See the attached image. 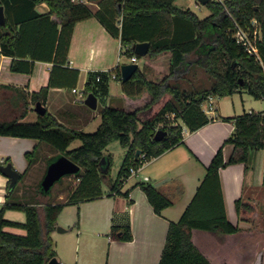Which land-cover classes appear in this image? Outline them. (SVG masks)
Wrapping results in <instances>:
<instances>
[{
    "label": "trees",
    "instance_id": "16d2710c",
    "mask_svg": "<svg viewBox=\"0 0 264 264\" xmlns=\"http://www.w3.org/2000/svg\"><path fill=\"white\" fill-rule=\"evenodd\" d=\"M89 1L96 3L95 11L87 3L76 0H0L5 15V24H0V51L10 57L9 70L31 74L35 61L52 63L47 83L30 93L33 104L39 101L45 106L48 89L59 85L58 70H67L63 66L74 25L91 17L120 40L127 56L141 58L132 50L134 44L141 42L149 43L146 59L167 55L168 72L159 79H152L147 76L144 65L127 81L121 82L123 63L117 65L111 73L119 80L123 96L132 101L120 107L100 108V122L91 133L66 127L47 110L37 115L34 122L0 121V135L39 141L32 152L25 154L29 165L39 158L40 144L45 143L80 166L67 188L64 203L13 200L24 174L20 175L0 208V264H47L56 258L51 234L63 208L103 195L127 196L128 192H121L119 187L131 175V168L137 170L151 158L183 144L182 124L195 131L211 120L202 108L209 96L224 97L244 89L255 99L264 101V0H209L205 6L210 14L204 18L189 9L178 8L175 0ZM40 3L48 6L46 14L35 11ZM254 27L260 35L256 42L259 59L249 54L234 37L237 28L251 32ZM197 68L206 74L209 84L185 89L182 80ZM70 71L72 89L77 71ZM89 93L95 95L90 81L82 89L83 96ZM25 115L23 110L20 117ZM171 115L174 121L180 120L182 124L168 120ZM223 119L234 126L224 140V144L233 145L232 153L228 160L223 158L222 147L214 154L181 217L169 223L158 264H211L193 244L191 231L199 229L224 234L239 231L226 216L219 169L235 163H243L246 172L252 169V153L264 148V110ZM157 130L164 134L155 139ZM76 140L80 145L69 148ZM112 141L126 147L114 179L109 177L111 159L104 154ZM136 150L141 151L137 158ZM103 181L109 186L106 192L102 189ZM138 185L155 213L159 214L172 204L152 184ZM241 208L249 209L239 198L235 201L237 214ZM8 209L23 211L25 221L6 219L4 212ZM9 227L25 233L9 232L6 230ZM108 235L116 240L132 239L129 225H113Z\"/></svg>",
    "mask_w": 264,
    "mask_h": 264
},
{
    "label": "crops",
    "instance_id": "0c3cea01",
    "mask_svg": "<svg viewBox=\"0 0 264 264\" xmlns=\"http://www.w3.org/2000/svg\"><path fill=\"white\" fill-rule=\"evenodd\" d=\"M181 1H185L186 5L179 6ZM87 4L93 11L96 10V3ZM190 4H193L194 8L202 5L199 0H175L178 8L194 12ZM34 9L38 14H46L49 11L45 3L36 5ZM209 14L210 12L205 17ZM123 51L120 40L112 37L96 18L78 21L73 27L66 63L63 66L67 70H58L59 85L48 89L44 106L46 110L66 127L83 130L90 122L95 123L97 128L100 122V108L109 106L108 104L113 101L116 107L122 103H130L132 100L123 96L121 92L119 80L111 77V70L117 65L130 63V57ZM140 59L141 66L137 63ZM136 63L139 68L145 65L146 74L152 79H159L168 72L167 55L153 60H148L144 56L138 58ZM9 64L10 57L0 51V121L16 119L19 122H34L38 114L33 109L30 93L47 83L52 63L35 61L31 74L11 72ZM70 69L77 71L75 88L81 91L85 83L90 81L97 99L95 109L86 106L84 98L71 91L69 84L73 74ZM97 76L99 80H96ZM186 82L187 86H183L185 89L196 88L202 83V81L197 83L195 79H187ZM68 92L76 95L74 103L68 101ZM99 99L102 100V105L98 108ZM252 99L244 89L224 97L209 96L202 104V108L211 120L195 131H190L177 120L176 122L183 125V144L151 158L135 173H131L119 187L121 192H128L127 196L103 195L99 199L77 204L79 211L74 223L73 243L67 234H63L68 229L64 232H58L56 229L53 231L51 236L55 243L56 259L63 264H158L169 223L176 222L181 217L202 181L212 157L220 147L224 160H228L232 153L233 145L224 144V140L233 132L234 126L232 122L223 118L264 110L263 100ZM23 110L26 111V115L20 117ZM170 117L174 119L173 115ZM38 145L37 139L0 135V161L4 164L10 163L20 175L24 174V178L40 163L38 158L29 165L25 158V154L32 152ZM43 148L44 146L42 150ZM263 167L264 148L252 153V169L247 172L243 163L230 164L219 169L226 216L233 225L239 227V231L233 234L199 229L191 231L193 244L211 264H264V229L262 231L248 229L249 216L246 215L254 207L250 194L256 189H264ZM160 181L164 182L155 186ZM172 181L181 186L178 197L174 196L172 187L164 185ZM139 183L152 184L172 204L162 209L159 214L155 213ZM11 190L9 179L0 172V208ZM66 198L67 189L53 197L50 202L64 203ZM239 198L249 209L241 208L237 214L235 201ZM83 205L86 206L82 208ZM70 206L72 205L63 208L58 216L57 226L62 225L66 228L63 224L67 223H64L65 217L62 215ZM9 210L11 209L7 211ZM113 225H129L132 239L129 241L111 239L108 234Z\"/></svg>",
    "mask_w": 264,
    "mask_h": 264
},
{
    "label": "rangeland",
    "instance_id": "374dc122",
    "mask_svg": "<svg viewBox=\"0 0 264 264\" xmlns=\"http://www.w3.org/2000/svg\"><path fill=\"white\" fill-rule=\"evenodd\" d=\"M87 3H90L89 0H85ZM185 1L179 2V6L186 5L184 4ZM191 9L198 15L199 18H204L206 14L209 13V10L206 6H200L198 8H194L193 4H190ZM129 57V56H127ZM139 66L142 64V59L138 60L137 62ZM187 79H195L197 83L201 82V85L207 86L208 78L206 74L199 68H197L194 72L191 71L187 77ZM186 79V80H187ZM186 80H182V86H187ZM114 84H116L114 82ZM117 85V84H116ZM80 91V89L78 88ZM247 96V95H245ZM76 95L71 94L70 92L67 93V99L69 102L74 103ZM252 100L258 101L259 99H255L252 97ZM119 103H121L120 100H118ZM33 104V103H32ZM117 104V103H116ZM34 105V104H33ZM98 108L102 105V100L99 99L98 102ZM108 105L116 107L114 101L112 103H109ZM120 107V104L119 106ZM1 113V112H0ZM3 114V113H2ZM10 115V114H9ZM171 122L174 120L169 117ZM99 120V117L97 118V121ZM176 123V121H174ZM96 129L95 123L93 124L90 122L87 126L83 128L84 132H93ZM80 145V141L76 140L71 143L69 148H75ZM42 146H44L42 150ZM126 152V147H123L119 144L117 141H112L109 143V145L106 147L104 154L108 156L111 159L112 165L109 173V177L114 179L116 177V174L118 172V169L122 163V160L124 158ZM61 153L56 152L52 150L48 145L45 143L41 144V149L39 153V159L40 163L37 167L32 168L29 173L20 181L19 185L17 186L14 194H13V200L19 199L22 202L25 201H31V202H39V201H50L53 199V197L57 196L61 191H65L69 184L73 180L74 175H65L60 180L55 182L53 186L50 188L49 191L44 192L41 188V181L45 174L46 168L50 162L55 160L57 157H59ZM165 187H172L174 196L178 197L179 193L181 191V186L177 183L175 184L174 181L170 183H164ZM102 189L104 192L108 191L109 186L106 181H103L102 183ZM251 200L254 201L253 203V209L250 210V212H247L246 215L249 217L247 218V226L248 229H258L259 231H262L264 229V189H256L250 194ZM86 205H83L82 208H84ZM78 205H72L70 207H67L64 210L63 217H65V222L67 224L64 228L62 225H58L57 227H63L64 229H68L66 233L70 238V241L72 243L74 242V230H75V219L78 217ZM5 213V217L9 219H13L16 221H24L25 220V213L21 210H9ZM68 225V226H67ZM7 231L15 233V234H21L23 235L25 232L22 229L18 228H6ZM73 233V234H72ZM90 239V236L88 237ZM69 241V242H70ZM67 243V242H66Z\"/></svg>",
    "mask_w": 264,
    "mask_h": 264
},
{
    "label": "water",
    "instance_id": "95a60500",
    "mask_svg": "<svg viewBox=\"0 0 264 264\" xmlns=\"http://www.w3.org/2000/svg\"><path fill=\"white\" fill-rule=\"evenodd\" d=\"M209 0H199L202 5H206ZM0 24H5V15H4V8L0 5ZM133 52L140 56L144 57L147 55L149 51V43L148 42H141L136 43L132 47ZM138 68V64L135 62L131 63H124L120 66V81L125 82L127 81ZM84 104L91 109H95L97 107V99L93 93L87 94L84 98ZM34 111L38 115H43L46 112V108L37 101L34 104ZM164 132L157 130L155 133L154 138L157 139L158 136H162ZM141 154L140 150L135 151V158H137ZM101 162H104V158L101 159ZM80 166L75 163L74 161L67 158L65 155H60L55 160L50 162L46 168L45 174L41 181V188L44 192L50 190L55 182L60 180L65 175H74L79 172ZM0 172L9 179V189H13L15 185L18 183L20 179V174L11 166L10 163H2L0 161ZM164 181L157 182L155 186L162 184ZM58 232H64L65 229L61 227H56ZM47 264H63L58 261L56 258H52L48 261Z\"/></svg>",
    "mask_w": 264,
    "mask_h": 264
},
{
    "label": "built area",
    "instance_id": "2783aa9c",
    "mask_svg": "<svg viewBox=\"0 0 264 264\" xmlns=\"http://www.w3.org/2000/svg\"><path fill=\"white\" fill-rule=\"evenodd\" d=\"M76 1H80V2H85L86 3L85 0H76ZM215 1L222 2L223 0H215ZM252 25L255 26V22L254 21L252 22ZM234 37H235L237 43L241 44L247 50V52L249 54H253V55L256 56L257 59H259L256 42L259 40L260 35H259V30L256 27H254V29L251 32L243 30L241 28H237L235 33H234ZM136 61H137L136 56L130 57V63L131 62H135L136 63ZM111 77L114 78V79H117V77H116V75L114 73L111 74ZM96 80H99L98 76L96 77ZM71 91L73 93L80 94V96L82 98L86 97V96H83L82 90L79 91L77 88H72ZM130 172L131 173H135L136 169L131 168Z\"/></svg>",
    "mask_w": 264,
    "mask_h": 264
}]
</instances>
